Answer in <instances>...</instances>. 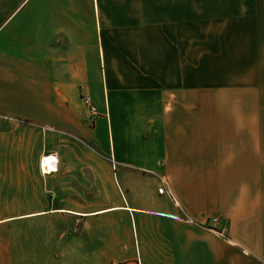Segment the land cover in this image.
I'll return each mask as SVG.
<instances>
[{
    "label": "crops",
    "instance_id": "1",
    "mask_svg": "<svg viewBox=\"0 0 264 264\" xmlns=\"http://www.w3.org/2000/svg\"><path fill=\"white\" fill-rule=\"evenodd\" d=\"M0 264H264V0H0Z\"/></svg>",
    "mask_w": 264,
    "mask_h": 264
},
{
    "label": "built area",
    "instance_id": "2",
    "mask_svg": "<svg viewBox=\"0 0 264 264\" xmlns=\"http://www.w3.org/2000/svg\"><path fill=\"white\" fill-rule=\"evenodd\" d=\"M83 103H84V105L87 107V109L92 114H95L96 108H95L91 98L89 97V95H83ZM45 158L46 157H43V159H45ZM164 190H165L164 186H161V187L158 188V192L161 193V194L164 193ZM215 220L218 221L219 219H215ZM221 228H222L223 231H225V227L224 226H222ZM222 230L220 231L221 234L223 233Z\"/></svg>",
    "mask_w": 264,
    "mask_h": 264
},
{
    "label": "bare ground",
    "instance_id": "3",
    "mask_svg": "<svg viewBox=\"0 0 264 264\" xmlns=\"http://www.w3.org/2000/svg\"><path fill=\"white\" fill-rule=\"evenodd\" d=\"M46 159V158H45ZM45 159H44V161H45ZM47 167V166H46Z\"/></svg>",
    "mask_w": 264,
    "mask_h": 264
}]
</instances>
